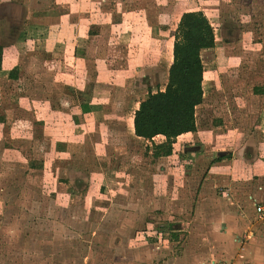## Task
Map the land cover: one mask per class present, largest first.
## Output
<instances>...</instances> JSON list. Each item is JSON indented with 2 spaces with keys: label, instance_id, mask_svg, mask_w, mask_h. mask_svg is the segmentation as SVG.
I'll list each match as a JSON object with an SVG mask.
<instances>
[{
  "label": "rangeland",
  "instance_id": "1",
  "mask_svg": "<svg viewBox=\"0 0 264 264\" xmlns=\"http://www.w3.org/2000/svg\"><path fill=\"white\" fill-rule=\"evenodd\" d=\"M43 1L0 0V264H163L167 258L174 264L168 252L217 256L230 252L232 240L251 229L247 251L252 253L243 257L264 264V229L245 195L248 191L264 201V175L257 178L250 169L259 158L264 173V93L253 92L264 84V0ZM130 6L141 31L162 37L155 54L136 40L127 54L125 48L117 51L113 33L108 37L103 25L112 13L122 18L119 10ZM185 10H201L216 29L214 50L202 52L204 104L195 109L200 135L171 141L128 137L116 128L148 93L164 88L177 19ZM78 20L84 23L79 28ZM81 36L87 38L85 78L93 84L101 65L107 82L67 97L60 83L50 87L51 80L73 79L60 71L62 54L63 62L71 60L68 54ZM15 63L18 77L9 78L4 68ZM126 63L128 70L122 68ZM211 77L214 81L207 80ZM92 89L107 95L97 99L99 106L105 104L97 115L109 112L110 119L92 132L86 122L91 133L82 136L83 124L72 125L65 114L61 118L60 100L84 99ZM257 107L259 117L252 113ZM216 117L237 132L230 136L231 151H212L217 141L211 139L210 124ZM220 155L225 164L245 156L251 181L206 180L209 165ZM222 188L232 198L226 244L215 242L226 218L217 210L227 202ZM142 242H155L161 250L145 256Z\"/></svg>",
  "mask_w": 264,
  "mask_h": 264
},
{
  "label": "crops",
  "instance_id": "2",
  "mask_svg": "<svg viewBox=\"0 0 264 264\" xmlns=\"http://www.w3.org/2000/svg\"><path fill=\"white\" fill-rule=\"evenodd\" d=\"M4 1H5V3L7 2V0H4ZM42 2H44V1L42 0ZM174 9H175V4L173 5V10ZM134 10L135 9H133L131 6L129 8H126V9L122 8V9L119 10V12L123 13L122 18L121 17L120 18L119 17H114L115 14L112 13L113 16L111 17V19L109 21V24L107 23V24L103 25V26H106V28L108 27L107 28V31L109 32L108 37L109 36L111 37V36L114 35L113 37L116 40V42L114 44L115 45V49L117 51H120L121 48H125V53L127 54L128 52H130L129 49H131V47L133 48L134 40H136V43L138 44L139 48L141 47L142 49L153 50L152 53H154V51H158L159 48H160V39H162V37L159 36L158 34L150 36L149 34H146V32L141 31L142 30L141 27L143 25L142 24L139 25V26L135 25V23H136L135 17L137 19H138V17L136 16L137 11H134ZM185 11H197V10H185ZM180 15L181 14H179V16H178L177 22L179 20ZM101 17H102V13L99 14L98 18L101 19ZM58 20H59V22L63 23V25L66 24L68 26H71V24L69 23L70 21H68V20H65V19L61 20L60 18ZM125 23H130L129 26H128V29H124L123 28L122 24H125ZM75 24L78 25V28L84 25V23L81 22V20H78ZM100 26H102V24H100ZM89 28L90 27H87L86 30H88ZM213 30H214V36H215V44H214L213 47L207 48V49H203L201 51L202 62H203L202 52L203 51H207L209 49L214 50V48H215V45H216V29L213 27ZM96 31H98V29H96ZM112 33H113V35H112ZM86 40H87L86 36L85 37L81 36V37L78 38L77 42L75 44H73L72 52L68 54V55H71L72 59L69 60L68 62H63L66 59H65V55L62 54V57H64L63 60H61V64H62L63 68H61L60 71L65 72V73H71L73 75V79L72 80L65 79L63 82H58V80L54 76L53 81L51 80L52 84L50 85V87H52L53 84H57L58 85V83H60L62 85V87H63V92L66 94L67 97H68V94H72L73 95L74 91H76V92L77 91L78 92L85 91L87 86L96 87V86L104 85L105 82H107V77L105 78L106 73L102 69L103 67L101 65H98L97 68L95 69L97 71H96V74L94 73V75L95 76L97 75V77H94L93 81H91L93 84L89 83L88 79L85 78L86 73H87V69H85V65H84V63H85L84 59H86L85 56L87 54L86 51L84 50V45L86 43ZM138 40H140V41H138ZM13 44H15V43L13 42ZM152 45H154V46H152ZM10 46H13V45L10 44L8 46V44H7V47H10ZM172 46H173V42L171 43V47ZM5 48H6V45H5ZM1 51H2V49H1ZM126 54H125V56H126ZM1 62H2V60H1ZM17 64L18 63H15L9 68H4V70L6 71L5 72L6 76L8 75V72L11 69L16 68L15 77L13 79H16L18 77V74H19L18 73V69L19 68H18ZM1 66H2V63H1ZM119 68L121 69V67H119ZM122 68H125L126 70H128V64L126 63L125 66L122 67ZM84 70H86V72H84ZM77 71H78V73H77V75H75V73ZM225 71H226V69H225ZM101 72H104V74L101 75ZM119 76H121V75H119ZM8 77H9V75H8ZM9 78H12V77H9ZM214 79H215V77H211V78H208L207 80L214 81ZM216 79H217V77H216ZM205 80H206V76H205V69H204V71H203V80H202V88H203V84H204ZM55 81L57 83H55ZM255 89H257V91H254ZM50 90H52V89H50ZM90 91L86 92V93L84 92V94L87 95V96H85L86 98L81 99V100H79V99L77 100L76 99L77 102H76V100H73V99H70V98L66 99L63 96L61 97V100H60L61 103H63L62 105L60 104L61 107H60V111H59V113H61L60 114L61 118H63L62 116H64V114H65V119L71 120L72 125L74 124V125H77V127H79V126H82L81 124H83L85 126V131H84L85 134L82 135V136L89 135L92 132L93 129L94 130L97 129L96 131L100 130L101 121L105 120V122H106V120L110 119V118H107L110 115L109 112H104L103 116H101V114L97 115V113H98L97 110H101L105 106V104H103L102 106H99L98 104L100 102H97V99L98 98L99 99L105 98V97H107V95L96 94L95 93L96 92L95 89H92L91 93H90ZM253 92L256 93V94H262V96H263L264 84H259V86L258 85L254 86ZM88 95L91 96V97H89ZM203 95H204V90H203ZM258 97L260 98V96H258ZM56 98L59 100V96L56 97ZM20 99L21 100H24V99L28 100L29 98H27V96H26V97L20 98ZM29 101H32V98ZM202 101H201V103H202ZM201 103H199L197 106L201 107L202 104H204V103H202V104ZM137 107L138 106H136L134 109H132L130 111L129 116L126 118V120L121 122L116 129L119 130L120 133L122 132V134H125L128 137L132 136V137H135V138H138V139L145 140L144 138L137 137L134 134V132H133V114H134V110ZM257 109H258V107L252 113H253V116H256L258 114L257 117H259L260 110H257ZM102 111L103 110H101L100 112H102ZM48 113L52 114L51 111L48 112ZM50 114H46V115L43 114V116L45 118H47V117H49ZM55 115H54V117H55ZM199 116H200V114H199ZM50 117L52 118L53 115H50ZM89 117H91L93 119V122H92L93 125H92V123L91 124L89 123V120L91 119ZM119 118H121V116ZM219 119L220 118H217V117L214 118L213 123L210 124L211 127L214 129V130H212V131H214V132H212V135H214V136H211V139H215L217 141L216 143H214L215 145L212 143L213 148H215V149L212 150L213 153H215V151H218V152L224 151L223 149H225L226 151H231V149H233V148H232V139L230 138V136H232L231 133H233V134L237 133V132H234L231 129L230 126H227V128H226L225 127V123L223 124V126L220 125V123H219L220 120ZM221 119H224V118H221ZM226 120L228 122H230V119H226ZM84 121H85V123H82ZM86 122H88V125H91V128H92L91 132H88V133L86 132ZM195 125H196L195 131L185 132V133H182V134L178 135L177 137L184 136V135H193V136L196 135V137H197V135H200L199 132H201V131H199L200 128L198 129V118H197L196 110H195ZM215 127H216V129H215ZM218 128L220 130H218ZM206 129H207V127H206ZM112 133H117V132L116 131H114V132L110 131V134H112ZM240 133L241 132H238V134H240ZM228 135H229V137H228ZM156 136L161 137L162 139L164 138L163 135H156ZM156 136H154L152 139H155ZM219 136H222V137H219ZM226 142H228L229 145H226ZM66 143L67 142H65V144ZM62 145H64L63 142H62ZM79 145H81V143H79ZM200 145H202L201 146L202 148H203V146H205L202 143H200ZM234 148H236V146H234ZM199 153H201V152H199ZM202 154L205 155L204 153H202ZM225 162H226V158L223 155H220L219 157H217L216 161H213V163L211 165H209V167H208L209 169L207 171V176H206L205 179L208 180V181H215V182H218L219 180H222V181H225V185H228L229 184V180L234 181V180H239L240 179V180L245 182V181H251V179L253 178L251 172L249 171L250 161H248L245 156H242L241 159L239 157L233 156L232 158H230V161H228L226 163L227 165L225 164ZM30 165H35V163L32 162V163H30ZM231 165L233 167H231ZM257 165H261V167L263 168L262 164H260L259 158H257L256 161H253L251 163L252 167H250V169L252 168L254 173H256L257 178H260L261 176L264 175V173L261 172V169ZM32 167H34V166H32ZM32 167H30V168L32 169ZM223 170H227V172H225L227 174H222L221 176H218L217 174L220 173V171H222V173H224ZM214 178H215V180H214ZM224 187H227V186H224ZM199 194H201V192ZM245 195L251 201V203H252L251 205L253 206V202H252V199H251V197H253V196L250 193H248V191L245 193ZM221 197L223 198V200H226L227 202L222 203L217 208V210H218V212H221L222 215H225L226 218H224V220H221V222L219 224L224 229L220 228V229L217 230L216 241L215 242L216 243H220V244H226V243L229 242L228 240H229V236H230L231 230H232V226L230 224V220H228V216H229V213H230V207L228 206L227 203L231 204L232 203L231 202L232 198L228 194L227 190L223 189V188H222V196ZM212 199L214 200V198H211V200ZM208 208H210V207H208ZM241 216L243 218L246 217L244 213H241ZM258 221H259V225L261 226L260 228L264 229V222L260 221V220H258ZM237 236L238 237L235 240H232V244L230 245V249H229V250H231L230 252H225V251L224 252H220V254L217 255V256L208 254L209 256H207L206 258H208V257H217V258L232 259V260L238 261V262H241L242 260H245V261H248L250 264H259V262H256L258 260L252 261V260L244 259V257L246 255H248V257H249L251 255V253H252L249 250L247 251V248L250 249V243L251 242H249L248 239H250V237L254 236L253 229L247 230L246 233L238 234ZM250 241H253V240H250ZM148 246H150V248H148ZM142 247H144V249H145V251H144L145 252L144 254H146L145 256H147V254H150L151 252H154L155 249L157 251L161 250L160 246L157 243H155V242H149V243L148 242L147 243L146 242L145 243L142 242ZM163 247L165 249L166 248H168V249L170 248L169 245H164ZM171 252H168L167 254L168 255L169 254L173 255L172 261L175 262L174 264H179V263L183 264L185 261H187V264H200L203 259H206V258L198 259L200 257L199 253L195 254L193 256V254H191V255L187 254L186 250L181 253L182 255H175L174 253H171ZM231 252H233V253L231 254ZM233 254H234V256H233ZM253 254L254 255H252V257H255V256H257L258 253L256 254V250H255ZM203 257H204V255H203ZM170 261L171 260L167 258V260H165V262L163 264H173V262L170 263Z\"/></svg>",
  "mask_w": 264,
  "mask_h": 264
},
{
  "label": "trees",
  "instance_id": "3",
  "mask_svg": "<svg viewBox=\"0 0 264 264\" xmlns=\"http://www.w3.org/2000/svg\"><path fill=\"white\" fill-rule=\"evenodd\" d=\"M214 44L213 27L202 11L181 13L164 88L148 93L134 110L133 132L137 137L151 140L163 135L171 141L182 133L195 131V108L203 98L201 51ZM15 71L16 68L11 69L9 77L14 78Z\"/></svg>",
  "mask_w": 264,
  "mask_h": 264
},
{
  "label": "built area",
  "instance_id": "4",
  "mask_svg": "<svg viewBox=\"0 0 264 264\" xmlns=\"http://www.w3.org/2000/svg\"><path fill=\"white\" fill-rule=\"evenodd\" d=\"M253 202V210L256 219L264 222V201L257 200L251 197ZM200 264H250L248 261L242 260L241 262L232 259L208 257L203 259Z\"/></svg>",
  "mask_w": 264,
  "mask_h": 264
},
{
  "label": "flooded vegetation",
  "instance_id": "5",
  "mask_svg": "<svg viewBox=\"0 0 264 264\" xmlns=\"http://www.w3.org/2000/svg\"><path fill=\"white\" fill-rule=\"evenodd\" d=\"M1 25V24H0ZM1 27V26H0Z\"/></svg>",
  "mask_w": 264,
  "mask_h": 264
}]
</instances>
